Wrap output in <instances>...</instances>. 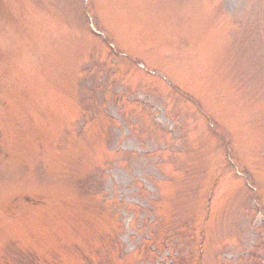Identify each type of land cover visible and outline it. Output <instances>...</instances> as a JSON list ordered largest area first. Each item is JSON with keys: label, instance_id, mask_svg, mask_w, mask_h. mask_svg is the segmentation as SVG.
<instances>
[{"label": "rangeland", "instance_id": "obj_1", "mask_svg": "<svg viewBox=\"0 0 264 264\" xmlns=\"http://www.w3.org/2000/svg\"><path fill=\"white\" fill-rule=\"evenodd\" d=\"M254 201L264 0H0V264H264Z\"/></svg>", "mask_w": 264, "mask_h": 264}]
</instances>
